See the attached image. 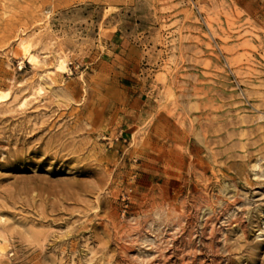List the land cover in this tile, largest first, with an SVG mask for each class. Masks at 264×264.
Segmentation results:
<instances>
[{
  "label": "rangeland",
  "instance_id": "obj_1",
  "mask_svg": "<svg viewBox=\"0 0 264 264\" xmlns=\"http://www.w3.org/2000/svg\"><path fill=\"white\" fill-rule=\"evenodd\" d=\"M0 234V264H264V0H0Z\"/></svg>",
  "mask_w": 264,
  "mask_h": 264
},
{
  "label": "bare ground",
  "instance_id": "obj_2",
  "mask_svg": "<svg viewBox=\"0 0 264 264\" xmlns=\"http://www.w3.org/2000/svg\"><path fill=\"white\" fill-rule=\"evenodd\" d=\"M56 68L59 69V70H63L64 69V63L61 62L59 64L56 65ZM43 78V77H42ZM38 93V92H37ZM5 239L4 237L0 234V256L3 255V252H4V248H3V244L5 243Z\"/></svg>",
  "mask_w": 264,
  "mask_h": 264
}]
</instances>
